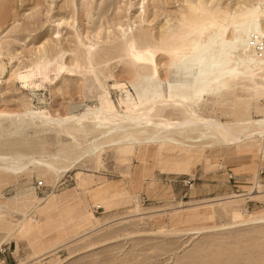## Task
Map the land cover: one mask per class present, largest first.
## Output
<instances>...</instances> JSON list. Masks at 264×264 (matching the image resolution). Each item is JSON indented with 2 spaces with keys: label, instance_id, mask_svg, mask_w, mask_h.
<instances>
[{
  "label": "rangeland",
  "instance_id": "rangeland-1",
  "mask_svg": "<svg viewBox=\"0 0 264 264\" xmlns=\"http://www.w3.org/2000/svg\"><path fill=\"white\" fill-rule=\"evenodd\" d=\"M242 2L0 0V112H6L0 114V156H25L14 167L28 156L71 161L58 175L34 164L0 170V237L19 221L15 210L26 209L23 194L45 198L30 213L38 223L28 219L23 232L4 241L18 243L9 264H264V222L241 223L264 215L260 136L237 146L192 135L87 153L89 141L109 124L84 122L76 146L57 127L22 114L106 110L109 98L132 114L154 100L164 117L181 119L176 102H189L192 86L170 67L168 43L180 41L193 14L226 23ZM251 86L213 84L200 91L193 109L235 122L240 132L255 129L264 125V89ZM160 176L173 178L175 194L143 197L145 186L169 185ZM37 180L45 186L35 189ZM254 182L259 192H252Z\"/></svg>",
  "mask_w": 264,
  "mask_h": 264
},
{
  "label": "bare ground",
  "instance_id": "bare-ground-1",
  "mask_svg": "<svg viewBox=\"0 0 264 264\" xmlns=\"http://www.w3.org/2000/svg\"><path fill=\"white\" fill-rule=\"evenodd\" d=\"M231 13V17L227 19L226 23L221 24L215 23L214 18L209 15L193 14V21L189 28L183 32L180 41L176 43L172 40L168 43L171 46L166 49V52L175 58L170 62V67L183 74L184 79L192 86L189 91L190 101L176 102L179 105V108H176L182 110L183 117L181 119L180 117L179 119L164 117L161 103L157 104L154 100L149 105L142 107L141 114H132L125 110L115 109L109 98L105 100L108 105L106 110L94 106L83 112L64 117H53L36 109L24 110L22 114L38 118L46 125L51 124V126L57 127L62 135L70 136L76 146L81 145L78 138L85 132L84 122L109 124L106 129L97 132L93 138L91 137V140L89 139L87 153L125 144L155 145L166 140L178 142L180 138H188L192 135L214 137L226 146L241 145L255 136L264 139V125L240 132L235 129V126H238L237 123L221 122L215 118L200 116L196 114V109L194 110L192 106L201 90H209L211 85L216 83L224 86L229 81H243L252 84V89L256 90L258 87L264 89V57L254 52L252 47L258 35L264 30V0H258L257 4L243 0L242 3H236L233 6ZM139 100L137 99V101ZM164 102L166 105H175L174 99H164ZM2 113L6 112H0V114ZM22 157L21 154L8 158L0 156V170L14 172L18 168L26 167L27 164H34L58 175L62 169H67L71 164V161H68L58 165L50 159V156L41 159L28 156L23 161V165L26 166L14 167L13 165L21 161ZM56 158H60L59 154L56 155ZM40 181L44 183L42 180ZM258 186L259 184L254 182L252 192H259ZM36 200L40 201L36 202ZM44 200L45 198H39L33 192L23 194L21 201L26 209H14L20 214L17 226L6 229L5 235L0 237V243L23 232L24 224L22 223L28 219L38 223V220L32 218L30 213L36 205ZM242 222H264V215L253 216Z\"/></svg>",
  "mask_w": 264,
  "mask_h": 264
},
{
  "label": "crops",
  "instance_id": "crops-1",
  "mask_svg": "<svg viewBox=\"0 0 264 264\" xmlns=\"http://www.w3.org/2000/svg\"><path fill=\"white\" fill-rule=\"evenodd\" d=\"M160 177L158 178L159 182H162V180L167 179V181L169 182V185H167V183H166V185H165V183H161V186L157 185L156 187H154L156 189L153 188L154 190L152 188H149V190H148L147 186H145V188H143L141 190L143 197H145V198H160L161 199L165 195L166 196L170 195V193L175 194L173 191L174 189L172 188V182H171L173 180V178H170L168 176L161 177V178ZM183 181H185V180H183ZM166 186H168V187H166ZM150 189H152V190H150ZM2 245L5 246L7 249H6L5 253H0V264H9L12 260L16 259L15 245H18V243L11 240V241L4 242Z\"/></svg>",
  "mask_w": 264,
  "mask_h": 264
},
{
  "label": "built area",
  "instance_id": "built-area-1",
  "mask_svg": "<svg viewBox=\"0 0 264 264\" xmlns=\"http://www.w3.org/2000/svg\"><path fill=\"white\" fill-rule=\"evenodd\" d=\"M254 52H256L259 56L264 57V30L262 33L258 35L257 40L252 44ZM262 172V169H259L258 173ZM232 175L229 174L228 178L232 179ZM185 184L190 183V180H185ZM41 187H44V183H42L40 180L36 181L34 184L35 189H40ZM6 247L1 246L0 248V253H5L6 252Z\"/></svg>",
  "mask_w": 264,
  "mask_h": 264
}]
</instances>
